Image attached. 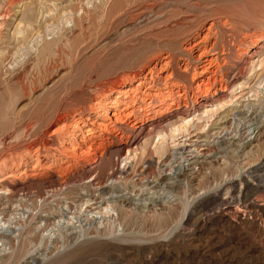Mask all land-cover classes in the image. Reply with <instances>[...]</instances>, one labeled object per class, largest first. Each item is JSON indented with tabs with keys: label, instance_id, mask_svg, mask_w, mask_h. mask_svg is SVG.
Segmentation results:
<instances>
[{
	"label": "rangeland",
	"instance_id": "374dc122",
	"mask_svg": "<svg viewBox=\"0 0 264 264\" xmlns=\"http://www.w3.org/2000/svg\"><path fill=\"white\" fill-rule=\"evenodd\" d=\"M213 83V102L193 105ZM166 92L180 105L151 111L162 126L137 131L135 160L102 134L111 102L120 113L136 96L116 125L149 128L140 110ZM185 117L188 139L158 151ZM88 138L105 152L94 169L65 154ZM193 141L210 155L194 147L175 179ZM103 196L116 211L94 220ZM0 264H264V0H0Z\"/></svg>",
	"mask_w": 264,
	"mask_h": 264
},
{
	"label": "bare ground",
	"instance_id": "6f19581e",
	"mask_svg": "<svg viewBox=\"0 0 264 264\" xmlns=\"http://www.w3.org/2000/svg\"><path fill=\"white\" fill-rule=\"evenodd\" d=\"M19 31V30H18ZM260 39V38H259ZM262 41V40H261ZM259 42H260V40H256L255 41V43H254V47H256L258 44H259ZM206 54V53H205ZM243 54H245V53H242V55ZM203 55V54H202ZM201 55V56H202ZM215 55V54H214ZM205 55H203V57H204ZM207 56V55H206ZM202 57V58H203ZM200 60H201V58H200ZM217 60H216V58L214 59V58H212V59H205L204 61H203V69L205 70V71H207V72H210V73H212V75H214V77H211L212 79H213V81H217V77H216V75H217V73H218V70H219V68L221 67H219V63H218V65H217ZM213 68H216L217 70H214V71H212V69ZM196 70H197V68H196ZM203 71V70H202ZM201 71V72H202ZM204 71V72H205ZM242 71H243V69H242ZM242 71H241V73H242ZM199 73V72H198ZM206 73V72H205ZM205 73H204V75H205ZM195 74H197V73H195ZM209 74V73H208ZM210 76H211V74H210ZM234 78V77H233ZM212 79H210V80H212ZM202 81V80H201ZM212 81V82H213ZM205 82V81H204ZM202 83V82H201ZM200 84V83H199ZM207 84H208V81H207ZM201 85V84H200ZM203 85H205V84H203ZM209 85V84H208ZM215 85L216 84H212V85H210L207 89H205V92L204 93H201V95H199L198 97H196V98H194V97H191L190 99L192 100V103H193V105H201V104H203V103H208V102H213V101H211V98H210V95L212 94V92H213V94L215 95V96H218V91L220 90V89H218V88H216L215 87ZM202 86V85H201ZM196 88V87H195ZM197 88H199V87H197ZM204 88H205V86H204ZM214 88H216V89H214ZM201 89V88H200ZM164 90V89H163ZM170 91H171V89H170ZM122 92V91H121ZM160 92V91H159ZM129 93V92H128ZM166 93H169V92H166ZM164 94V93H163ZM124 95V94H123ZM148 95H150V94H148ZM155 96V95H154ZM157 97V96H156ZM167 99H166V102H165V104H161V105H158V106H150V107H146V108H142L140 111H141V116H142V121L145 123V122H147L148 120L149 121H152V125L148 128V127H146V126H143V127H139V126H137V125H133L132 127L130 126V129H128V131H126V130H121V128L123 129L124 127H122L121 126V128L119 127V125L121 124L122 125V123H124V122H122L121 121V116H124L123 115V110H127L128 109V106H129V108H130V106L132 107V106H136V104L138 103V99H137V97L136 96H133V104H125V108L124 109H122V111L120 112V113H116V112H114V111H112L113 110V108L115 107L116 108V106H117V104H118V102H111V104H110V106H109V108H105L104 109V111H105V114L107 115V116H105L106 117V123H101L100 124V128H101V131H103V135H105V133L106 134H112L114 137H116L117 139H118V141H119V149L118 150H120L121 152H124V151H126V152H128V154H130V156H127V157H131V158H133L134 160H135V158H136V155L134 156L133 155V153H135V152H133V150L131 149V147L132 146H134V145H136L137 144V141H138V137H139V135H140V133L139 134H136L137 133V131L138 130H142L141 131V133L142 134H144L145 135V133H148L149 135L150 134H153V131H155V130H157L160 126H158V125H161L162 126V123H156L152 118H151V116H150V114H151V111L152 110H159V111H162L161 113H165V114H170L173 110H174V108H175V106H179L180 104H178L179 102H180V98L182 97L180 94L179 95H177V98H173V96L171 95V93H169V94H167ZM131 98H132V96H131ZM187 99V98H186ZM120 102V101H119ZM132 102V101H131ZM226 102V101H225ZM217 104V103H216ZM215 104V105H216ZM221 105V104H220ZM186 106H188V105H186ZM117 108H118V106H117ZM194 108V107H193ZM100 111L98 112V113H100L101 112V110H103V105L101 104V107L100 108H98ZM177 109V108H176ZM179 109V108H178ZM221 109V108H220ZM217 108L215 107V108H212V109H207L206 111H204V114H205V116L207 117V118H211L212 116H214V114L217 112ZM116 111V110H115ZM129 111V110H128ZM185 111H187V110H185ZM249 111V110H248ZM247 112V111H246ZM185 113V112H184ZM221 113V112H220ZM223 113V112H222ZM231 113V112H230ZM101 114V113H100ZM227 114V113H226ZM223 115V116H221V118L217 121L218 123H225L226 124V122L229 120L228 119V115ZM246 114V113H245ZM247 115V114H246ZM134 116H135V114H134ZM140 116V117H141ZM193 116H195V115H193ZM241 117V116H240ZM181 119V118H180ZM204 119H206V118H204ZM209 119H208V121H209ZM215 119V118H214ZM103 120H105V118L103 119ZM196 120H198V119H196L195 117H193V118H191V119H189L188 117H185V118H182V120H180V122H178L177 124H176V122H175V125H173V127L171 128V130H170V133L168 134V133H164V134H162V135H160L159 137H160V143H159V145H158V147H157V150L159 151H167L168 150V148H170V145H172L173 144V147L174 146H177L178 145V143L177 142H179V139L180 138H183V137H185V138H187V137H189V134H190V130H191V128L192 127H194V124H195V122H197ZM211 120V119H210ZM217 120V119H216ZM239 120V119H238ZM179 121V120H178ZM222 121H224V122H222ZM243 121V120H242ZM241 121V122H242ZM80 122V121H79ZM231 122V121H230ZM93 124H92V126H94L95 124L94 123H96V121L94 122H92ZM209 123V122H208ZM237 123H239V122H237ZM243 123V122H242ZM116 124H119V125H116ZM241 124V123H240ZM247 124L249 125L248 127H251V129L249 130V140H251V139H253V135H255L256 133H258L259 131H260V129H261V126L260 125H257V124H255V123H253V120H250V121H248L247 122ZM226 126V125H225ZM224 126V128H226ZM263 126V125H262ZM128 127V126H127ZM203 127H205V126H203ZM92 130L94 131L95 129H89V130H87V131H91L92 132ZM95 132V131H94ZM95 134V133H94ZM102 134H101V136H102ZM248 135V134H247ZM152 137V136H151ZM246 137V136H245ZM255 138V137H254ZM188 139V138H187ZM202 139V138H201ZM246 139V138H245ZM88 140H92V138L90 139V138H88V139H84L83 141H84V143H83V145H89L88 146V148H85V147H80L79 145H78V143H76V142H74V146H71V147H69L68 148V150H66L65 151V154H66V156H69V157H71L74 161H82L83 159V161H86V164H88L89 165V167H93V166H95V164L97 163V161H98V157H101V155L103 154V149L101 148V147H94L93 145H91L90 143H91V141H89L88 142ZM206 139H202V141H200V142H207V141H205ZM169 141H172V144H170L169 145ZM186 141H188V140H186ZM248 141V140H247ZM200 142H197V143H194V141L192 142V143H190V144H188L187 146H189V148H183V149H181V153H179L180 154V156H181V158L180 159H183V162H181L180 163V165H179V170H178V172H176L175 173V179H179V177L183 174V173H185L186 171H192L193 170V166L196 164V163H198L199 162V157H194V147L195 148H197L196 149V151H199V152H201L202 153V155L203 156H207L209 153L207 152V148L206 147H204V146H208V144L207 143H205L204 145H203V143L202 144H200ZM82 143V142H81ZM180 145V144H179ZM99 146V145H98ZM156 146V145H155ZM183 147H184V145H183ZM199 148H200V150H199ZM99 151V154L97 155V154H95V152L96 151ZM139 150V149H138ZM137 150V151H138ZM183 151V152H182ZM187 151V152H186ZM179 152H180V150H179ZM185 152V153H184ZM90 154V156H88ZM91 154H93L92 156H91ZM104 154H105V152H104ZM137 154H138V152H137ZM210 155V154H209ZM139 157V156H138ZM137 157V158H138ZM192 157V158H191ZM202 157V156H201ZM70 158V159H71ZM140 158V157H139ZM177 158V157H176ZM195 158V159H194ZM82 159V160H81ZM72 160V161H73ZM100 160H101V158H100ZM173 160H175L174 158H173ZM179 160V159H178ZM75 163V162H74ZM71 164V163H70ZM83 164V163H82ZM85 164V163H84ZM187 164V165H186ZM98 165H99V163H98ZM72 166V165H71ZM97 166V165H96ZM95 166V167H96ZM67 168V167H66ZM92 169H94V168H92ZM92 169L90 170V171H92ZM88 170V169H87ZM93 172V171H92ZM63 173V172H62ZM67 174V173H66ZM92 174V173H91ZM35 175V174H34ZM33 175V176H34ZM60 176H63L62 174H60ZM113 177V176H112ZM62 179H63V177H62ZM182 179V178H181ZM65 180V179H64ZM111 180H112V182H115V179L114 178H111ZM151 181V180H150ZM65 182V181H64ZM117 182V181H116ZM143 182V181H142ZM110 183V182H109ZM146 182H143V192H145V191H149L150 192V194H154V195H156V194H158V193H156V192H153L154 191V188H155V186H151V184L150 183H147V184H145ZM93 185V184H92ZM159 188V187H158ZM61 189V188H60ZM166 190V189H165ZM7 191V190H6ZM164 192V191H163ZM3 193V192H2ZM105 193V192H104ZM137 195V194H136ZM148 198V197H147ZM142 199V198H141ZM156 200H158V198H152V199H148V200H146V201H144L143 200V202L142 203H138V205L137 206H145V207H148L150 204H155L154 203V201H156ZM45 201V200H44ZM43 201V202H44ZM90 201V199L89 198H87V199H84L83 200V202H82V205L83 204H87L88 202ZM112 200H109L108 199V197H105V196H103L102 198H100V200H98L97 202H94V200H93V202L94 203H96L97 205L95 206V207H93V209L94 208H97V209H94V211L93 212H91L90 214H91V216H92V218L94 219V220H96V219H100V220H102V218H104V216H110L111 215V213H115V207L113 206V204H112V202H111ZM149 201V202H148ZM103 202H105L106 203V206L105 207H103ZM116 202V201H115ZM92 203V202H91ZM114 203V202H113ZM93 205V204H92ZM156 205V204H155ZM89 206V205H88ZM65 214V213H64ZM113 216V215H112ZM77 220H78V218L76 217V216H74ZM117 217V216H116ZM65 218V217H64ZM72 219V218H71ZM70 219V220H71ZM92 219V220H93ZM60 222L62 223V222H67V223H70L69 222V220L67 219H62V218H60V220L58 219V222H56L57 224H60ZM6 249H3L2 251H5ZM3 253V252H2Z\"/></svg>",
	"mask_w": 264,
	"mask_h": 264
}]
</instances>
